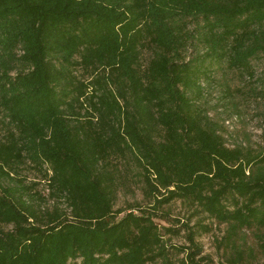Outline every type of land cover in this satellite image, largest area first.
Returning <instances> with one entry per match:
<instances>
[{
    "label": "trees",
    "instance_id": "1",
    "mask_svg": "<svg viewBox=\"0 0 264 264\" xmlns=\"http://www.w3.org/2000/svg\"><path fill=\"white\" fill-rule=\"evenodd\" d=\"M194 40L203 61L248 70L264 0H0V264H213L192 228L188 246L166 245L153 212L174 201L229 237L255 226L264 252V150L230 149L208 126L207 73L183 56ZM118 163L140 170L150 211L114 210ZM23 164L68 217L40 212L12 175Z\"/></svg>",
    "mask_w": 264,
    "mask_h": 264
},
{
    "label": "rangeland",
    "instance_id": "2",
    "mask_svg": "<svg viewBox=\"0 0 264 264\" xmlns=\"http://www.w3.org/2000/svg\"><path fill=\"white\" fill-rule=\"evenodd\" d=\"M201 21L188 20V29L194 35L203 28ZM201 43L191 41L183 56L185 62L189 61L207 73L199 80L203 96L198 104L205 112L208 126L216 130L230 149L241 147L252 151L264 150V97L259 95L264 92V55L253 58L248 70H235L230 69L225 62L203 61L208 50ZM150 55V51L143 54L142 64L147 62ZM77 73L83 80L90 79V73L82 70ZM2 134L3 128L0 126V136ZM118 164L120 170L115 173L117 192L114 210L125 213L131 208L139 207L143 211H150L152 202L144 196L140 170L131 163L126 166ZM12 175L16 181H22V185L30 189L35 206L40 208V212H51L56 207L68 217L66 203L49 197L50 191L39 172L23 164L16 167ZM153 213V220L161 229L167 246H188L186 228H192L197 233L195 241L202 247V256L210 258L213 264H228L227 259L233 257L235 251L243 253L244 260L241 264H264V252L257 242L256 235L259 231L255 226L243 228L229 237L228 225L219 224L203 214L193 212L180 201H174ZM200 224L207 226L209 232H201L198 229ZM163 227H174L179 234H167L162 231ZM11 228L7 226L3 230L9 231ZM169 250L173 261L182 259V254L176 255L172 249Z\"/></svg>",
    "mask_w": 264,
    "mask_h": 264
}]
</instances>
